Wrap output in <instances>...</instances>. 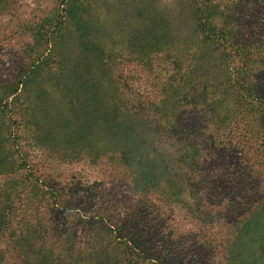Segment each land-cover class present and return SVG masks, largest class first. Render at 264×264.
<instances>
[{"label": "rangeland", "instance_id": "rangeland-1", "mask_svg": "<svg viewBox=\"0 0 264 264\" xmlns=\"http://www.w3.org/2000/svg\"><path fill=\"white\" fill-rule=\"evenodd\" d=\"M262 195L264 0H0V264H264Z\"/></svg>", "mask_w": 264, "mask_h": 264}, {"label": "trees", "instance_id": "trees-1", "mask_svg": "<svg viewBox=\"0 0 264 264\" xmlns=\"http://www.w3.org/2000/svg\"><path fill=\"white\" fill-rule=\"evenodd\" d=\"M243 96H244V99L243 100H245L246 98H247V93H243L242 94ZM251 95V94H250ZM253 98H256V97H253ZM260 100V99H259ZM244 109V107L242 106V108H241V110H243ZM227 138H228V136H227ZM175 138L173 137V139L172 140H174ZM223 143H226V141H223ZM244 168V170L247 168V167H243ZM262 196H264V195H262ZM264 200V199H263Z\"/></svg>", "mask_w": 264, "mask_h": 264}]
</instances>
